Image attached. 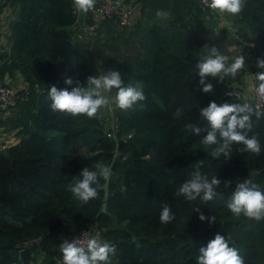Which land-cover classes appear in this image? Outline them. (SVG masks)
I'll list each match as a JSON object with an SVG mask.
<instances>
[{
	"label": "trees",
	"instance_id": "16d2710c",
	"mask_svg": "<svg viewBox=\"0 0 264 264\" xmlns=\"http://www.w3.org/2000/svg\"><path fill=\"white\" fill-rule=\"evenodd\" d=\"M131 1L144 26L128 32L117 27L115 17L95 24L90 12L75 11L72 0H0V8L16 9L8 24L10 47L0 54V84L18 74L26 89L3 123L16 139L0 149V264H62L61 241L89 227L101 242L115 246L112 264H197L200 248L218 233L245 264H264V221L237 218L227 208L236 185L246 179L264 192V118L253 117L248 133L260 140L259 156L239 152L243 145L234 143L231 159L214 160L201 143L209 125L200 111L212 101L237 103L224 91L246 71L223 81L209 77L213 92L206 94L195 67L210 47L229 64L240 55L264 59V0H246L239 15H226L229 28L218 32L195 0ZM78 20L94 24L92 31L85 27L92 39L73 38ZM102 37L115 43L105 50L121 51L115 67L124 85L141 87L146 97L131 111L116 109L114 139L105 137L108 126L99 113L97 119H74L54 112L48 98L52 86L70 91L75 84L66 85L68 78L86 86L89 76H100L93 43ZM112 94L114 99L115 89ZM194 126L200 136L191 131ZM97 162L112 175L100 180L98 196L84 204L66 189ZM198 162L202 175L221 181L208 202L175 195ZM165 204L175 217L166 225L159 219ZM211 216L215 223H209Z\"/></svg>",
	"mask_w": 264,
	"mask_h": 264
},
{
	"label": "clouds",
	"instance_id": "9594fccd",
	"mask_svg": "<svg viewBox=\"0 0 264 264\" xmlns=\"http://www.w3.org/2000/svg\"><path fill=\"white\" fill-rule=\"evenodd\" d=\"M201 3L218 14L237 16L244 9L246 0H201ZM95 4L96 0H72L75 11L83 14L93 11ZM162 15L164 13L157 12V16ZM246 65L248 64H245L244 55L235 57L234 61L229 64L227 58L220 54L217 47H210L208 54L195 65L202 92L206 94L213 92V85L206 83L209 77L220 81L227 77L235 79ZM256 66L264 70V59H258ZM254 78L257 82L253 86L255 94L259 100L264 101V71L258 72ZM65 84L68 86L75 84V86L71 87L70 91L68 88L61 90L52 86L49 89L48 98L54 112L68 114L74 119L81 116L97 119L102 108H109L110 99L106 93H111L114 89L116 90L115 106L123 112L133 110L139 102L146 99L141 87L131 84L125 86L121 74L112 70L99 77L89 76L86 86H82L78 80L74 81L72 78L66 79ZM181 112V109H177V116ZM200 117L209 125L203 130L206 135L203 136L201 143L206 150H209L214 160L231 159L234 143L243 145L239 149L241 153L256 156L261 154V143L257 135L249 136L248 133L253 127V117L259 121L264 118V111L257 110L248 103L218 105L212 101L201 109ZM191 131L197 136H200L202 132L199 127L195 126L191 128ZM192 167L195 170L192 171L191 177L178 186L175 195L182 196L187 201H195L198 198L203 202L213 200L221 181L215 175L211 179L202 175L199 162ZM93 168L94 170H90L84 167L66 189L84 204L98 196V189L101 187L100 180L108 182L112 175L110 167L103 162L95 163ZM225 185L228 186V184ZM227 208L237 218L243 215L250 220L264 221V192L251 179H246L236 185L227 202ZM199 211V208L195 209V212ZM159 219L165 225L175 219L166 204L162 208ZM199 219L205 221L207 218L201 213ZM215 222V217L211 216L209 223ZM81 237V239L74 238L71 241L65 239L60 244L63 255L62 264H112L111 257L116 253L115 246L101 242L96 236L89 235L87 232ZM197 264H245V262L238 251L230 246L229 240L218 233L207 243L206 247L200 248Z\"/></svg>",
	"mask_w": 264,
	"mask_h": 264
},
{
	"label": "built area",
	"instance_id": "2783aa9c",
	"mask_svg": "<svg viewBox=\"0 0 264 264\" xmlns=\"http://www.w3.org/2000/svg\"><path fill=\"white\" fill-rule=\"evenodd\" d=\"M125 0H96V4L93 11H90L91 18L97 24L99 21L105 19V18H111L115 17V20L117 22V27L120 29L121 27H129L130 21L134 16V6L132 4V1L129 0L127 3ZM198 3V7L200 10L206 14V12H212L213 10L208 9L206 6H204L201 3V0H195ZM215 12V11H214ZM218 14V13H217ZM220 15V14H218ZM224 15V14H223ZM95 26L90 25V27H86V30L92 31L94 30ZM245 57V64H248L249 67L246 69L245 67V75L242 78V80L245 78V76H250L246 81H241L240 83H230L226 85L224 96L231 99L234 102L237 103H248L253 108L257 110H262L263 108V101L259 100L255 94L254 91V85L257 83L255 81L254 76L260 72L264 71L262 69L257 68L256 62L253 58H249L247 60V56ZM250 69H253V74L250 73ZM250 73V75H248ZM7 82H4L3 84H0V112L3 114L8 113L9 111H12L15 109L18 101L24 100L26 95V89L24 86H21L20 88H14V86L7 85ZM230 93V95H228ZM111 129L106 130L105 137L114 139V137H110L111 135ZM92 230H81L79 233L74 237L76 239H81L82 234L87 232L89 235L96 236L99 240V233L98 232H91ZM73 238V239H74ZM101 241V240H100Z\"/></svg>",
	"mask_w": 264,
	"mask_h": 264
},
{
	"label": "rangeland",
	"instance_id": "374dc122",
	"mask_svg": "<svg viewBox=\"0 0 264 264\" xmlns=\"http://www.w3.org/2000/svg\"><path fill=\"white\" fill-rule=\"evenodd\" d=\"M227 14L225 15H218L216 12L212 11V12H206V15L204 16V19L206 21V23L209 26H212L215 31H220L223 27H226L227 25H230V20L227 19L226 17ZM166 15H162L159 18L163 19L165 18ZM130 26L129 27H125L126 31H131V28H133V26L138 25L140 28H142L144 26V22L142 20H140L139 17V12L137 9V6H134V16L130 21ZM86 26L83 25V22H81L80 20H78V23H76V27L73 28V33L75 37V34L78 35V40H82V39H92L93 35H89L87 34L88 32L84 29ZM90 27V25H89ZM234 28V27H233ZM231 31V29H229V32ZM127 32V33H128ZM0 54L4 53L8 47V37L6 36V33H2L0 34ZM90 37V38H89ZM94 41V40H93ZM96 47H94V54L95 56L98 57V67L100 69V76L102 74H106L107 72H109L110 70L112 71H116V67L115 64L117 63L118 59L121 57L122 54L121 51L117 52L116 49H112V48H108V50H105L104 47L105 45L107 46H111L114 45V39H106L104 37L102 38H98L97 40H95V43H93ZM234 49V46H230L228 48V52H231ZM120 56V57H119ZM112 58L113 61L112 63L109 61V59ZM253 71V70H252ZM15 82V81H14ZM7 85H11V84H7ZM12 86V85H11ZM15 88V87H14ZM106 95L109 97L110 99V105L109 108H102L99 112V116L100 118L103 120V125L105 124V126H108V129H111V135L110 137H114V133H115V113H116V109L117 107L115 106V102L113 99V94L111 93H106ZM14 114V110L9 111L6 114H3L0 112V144L3 146H0V149L4 148L6 145L5 144H10L12 142L15 141L16 137L12 138V133H8L5 130L4 127V122L7 120V118H11L12 115ZM3 125V126H2ZM79 154L84 153L83 150H80V152L78 151ZM88 230H92L91 232L95 233L97 232L96 229H94V227H89ZM100 237V236H99ZM67 239V238H66ZM65 240V239H63ZM63 240L61 241V243L63 242ZM68 241H71L72 239H67ZM101 240V239H100ZM41 259L40 256L36 255L35 256V260L36 262H39Z\"/></svg>",
	"mask_w": 264,
	"mask_h": 264
},
{
	"label": "crops",
	"instance_id": "0c3cea01",
	"mask_svg": "<svg viewBox=\"0 0 264 264\" xmlns=\"http://www.w3.org/2000/svg\"><path fill=\"white\" fill-rule=\"evenodd\" d=\"M15 10H16L15 8L9 7V6H5V7L0 8V34L6 33V36L8 37V42H7L8 43V47H7L6 50H8L9 47H10V38H9L8 24L15 17ZM74 27H76V24H75V26H73V28ZM226 28H229L228 25L226 26ZM75 36H77V35L75 34ZM248 68H249V66L246 65V69H248ZM252 70L253 69H250V71H251L250 73L253 74ZM250 73H248V75H250ZM249 77L250 76H245V78L243 80L246 81ZM5 82H7L8 84H11L15 88H20L22 86V82H21L20 76L18 74H14L12 76V78L6 79Z\"/></svg>",
	"mask_w": 264,
	"mask_h": 264
},
{
	"label": "water",
	"instance_id": "95a60500",
	"mask_svg": "<svg viewBox=\"0 0 264 264\" xmlns=\"http://www.w3.org/2000/svg\"><path fill=\"white\" fill-rule=\"evenodd\" d=\"M100 211H101V212H104V211H105L104 204H103V205H101Z\"/></svg>",
	"mask_w": 264,
	"mask_h": 264
}]
</instances>
